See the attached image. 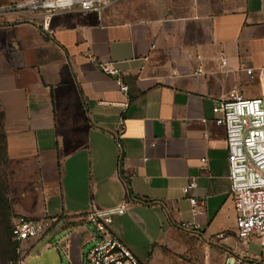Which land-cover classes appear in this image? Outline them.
<instances>
[{
    "label": "crops",
    "instance_id": "0c3cea01",
    "mask_svg": "<svg viewBox=\"0 0 264 264\" xmlns=\"http://www.w3.org/2000/svg\"><path fill=\"white\" fill-rule=\"evenodd\" d=\"M16 1L0 0L4 228L13 244L15 217L38 228L16 245L20 264H83L100 240L90 214L126 201L108 230L142 264L247 251L213 106L233 89L264 97V0H115L52 16L7 8Z\"/></svg>",
    "mask_w": 264,
    "mask_h": 264
},
{
    "label": "built area",
    "instance_id": "2783aa9c",
    "mask_svg": "<svg viewBox=\"0 0 264 264\" xmlns=\"http://www.w3.org/2000/svg\"><path fill=\"white\" fill-rule=\"evenodd\" d=\"M115 0H19L7 6L26 14L32 11L52 16L65 11H102ZM102 69L117 78L123 91L128 86L122 82L121 71L109 63L101 64ZM213 112L220 115L215 119L217 125L225 127L228 146L229 178L231 194L236 209V238L243 245L252 235L260 239L264 249V97L246 98L233 89L227 99L213 106ZM117 146L122 149L120 137ZM206 161V158L202 159ZM196 187L191 180L184 188L188 193ZM196 206L200 203L191 198ZM127 202V201H126ZM94 210L89 221L100 240L84 256L83 264H142L132 250L117 237L111 235L108 225L115 214H123L126 204ZM179 228L197 232L200 226L194 222H180ZM38 228L34 220L17 216L11 226V236L16 244L37 236ZM225 264H264V258L256 260L243 249L238 254H230Z\"/></svg>",
    "mask_w": 264,
    "mask_h": 264
},
{
    "label": "rangeland",
    "instance_id": "374dc122",
    "mask_svg": "<svg viewBox=\"0 0 264 264\" xmlns=\"http://www.w3.org/2000/svg\"><path fill=\"white\" fill-rule=\"evenodd\" d=\"M5 164L6 159L3 150V137L2 130L0 128V264H20L21 256L19 255L18 248L16 244L12 243L10 237H8L7 228H4L5 222L9 220L10 217L8 209L9 205L5 196V185L7 180ZM240 245L242 244L240 243ZM247 245L249 257L256 260L261 257L264 258V249L260 244V239H258L255 235L250 237L249 244ZM220 250L222 251V248ZM239 250H241V246L237 249V251ZM195 251L198 253L199 250L195 249ZM192 252L193 251H191V254ZM188 253H190V251ZM204 256H206V254ZM196 260L200 261V258H197ZM225 262L226 260L224 258L222 264H225ZM24 264H27V262Z\"/></svg>",
    "mask_w": 264,
    "mask_h": 264
},
{
    "label": "trees",
    "instance_id": "16d2710c",
    "mask_svg": "<svg viewBox=\"0 0 264 264\" xmlns=\"http://www.w3.org/2000/svg\"><path fill=\"white\" fill-rule=\"evenodd\" d=\"M16 245H18V244H16ZM18 247V246H17Z\"/></svg>",
    "mask_w": 264,
    "mask_h": 264
}]
</instances>
